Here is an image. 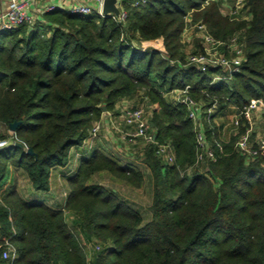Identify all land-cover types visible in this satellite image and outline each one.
<instances>
[{"label": "trees", "instance_id": "obj_1", "mask_svg": "<svg viewBox=\"0 0 264 264\" xmlns=\"http://www.w3.org/2000/svg\"><path fill=\"white\" fill-rule=\"evenodd\" d=\"M236 1L149 0L127 6L125 23L53 11L44 14L53 30L23 24L0 33V141H7L0 147V236L18 249L13 264H264V150L250 161L238 146L249 125L244 108L264 99V0L242 9ZM189 18L216 39L238 36L245 52L239 73L215 81L222 69L188 64L189 54L205 51L200 37L193 51L183 50ZM156 40L160 48H141ZM187 85L215 155L200 163L189 105L171 97ZM139 92L145 105H157L149 119L155 139L142 156L153 183L150 220L94 181L108 173L141 187L145 171L102 152L68 179L62 208L25 200L16 180L8 186L13 168L49 190L52 169L69 163L104 112ZM231 103L241 111L239 132L223 139L215 115L208 126L204 116ZM13 122H20L16 131ZM164 143L176 154L172 164L157 154Z\"/></svg>", "mask_w": 264, "mask_h": 264}, {"label": "built area", "instance_id": "obj_2", "mask_svg": "<svg viewBox=\"0 0 264 264\" xmlns=\"http://www.w3.org/2000/svg\"><path fill=\"white\" fill-rule=\"evenodd\" d=\"M57 1V2H56ZM10 0L7 9L0 10V33L17 28L23 24H27L30 28H39L45 30L52 26V23L45 19L44 14L53 11H63L71 15L99 17L111 16L119 23H125L129 17V6L134 8L140 6L149 0H118L120 13L107 14L104 11L106 0ZM248 1V0H240ZM246 4V3H245ZM226 5V4H225ZM245 6V5H244ZM195 30L199 33L201 42L204 45L205 51L197 54H189L187 62L191 66H195L202 71L209 68L222 69L224 74H215V81L230 80L233 74L239 73L242 69L244 61V45L239 42L238 36L235 35L228 40L216 39L207 29V26L202 23H192ZM53 30V26H52ZM191 85H187L185 89L178 90L180 100L189 105V117L197 127V140L199 151L197 155V163L203 162L205 158L214 159L213 150L208 144L204 127L200 123V113L202 106L196 103L189 95ZM260 109L264 115V99H253L243 110V115L246 119L252 122L253 112ZM124 121L128 127L123 132V139L130 142L142 139L145 143L154 141L155 136L149 131L151 124L149 114L145 107L127 108L122 114ZM235 125L239 127L240 118H237ZM103 124L97 121L90 131L89 138H96ZM251 131L244 133L238 142L241 151L244 152L247 159L254 160L260 150H264V132L252 140ZM7 145V141H0V147ZM157 154L167 159L171 164L176 161V154L169 143L158 144ZM99 248V246H98ZM0 258L8 261L11 264L19 258L17 247L12 241V237L0 236Z\"/></svg>", "mask_w": 264, "mask_h": 264}, {"label": "crops", "instance_id": "obj_3", "mask_svg": "<svg viewBox=\"0 0 264 264\" xmlns=\"http://www.w3.org/2000/svg\"><path fill=\"white\" fill-rule=\"evenodd\" d=\"M9 4L10 0H0V10L7 9ZM171 97L175 101H178V99H180L179 96L175 98L172 94ZM142 98V92H139L132 98L122 99L118 102L115 112H107L105 113V115H103L101 119L103 126L99 132V135L93 139H86L82 145L73 147L71 150L69 163L66 166H57L54 168V170L52 171L53 174L50 178L52 182L51 187L49 188V190L45 191L46 194H48L45 199H39L38 197H35V190L37 189L33 187L30 179L26 176L25 173L22 172V170L12 168L11 175L13 181L15 179V176L18 174V171H21L22 174L27 177L25 181H23L27 184V191L23 192L19 188V191L23 198L29 202H42L53 208H62L63 206L59 207L61 205V201L59 198L60 193H56L55 190L53 192V184L58 181V184L60 185L62 183V176L64 173L66 175L65 179L68 183V179L76 174L81 161L85 158L92 157L97 152H102L116 159L122 166L132 167L134 169H139L142 171L147 168L145 163L143 162L142 157L145 151V141L142 139H138L136 141L130 142L123 139V132L128 129L122 116L123 110L127 108L142 106L144 104ZM156 106L157 105L153 107L150 104L147 106L149 119L152 115L153 108H155ZM207 112L208 114L204 116L207 126L212 123L210 115H215L213 122H215L219 127L223 139H229L232 135H235L239 132V127H235L236 130H234V132L233 129L228 131V126L233 123L234 120L240 118L241 115V111L236 107L235 104L231 103L221 111H218V106L215 105L214 107L208 109ZM230 112H234L232 117L230 116ZM224 117H227L229 120L231 119V122L226 121ZM217 118L220 120L221 118H223V121H217ZM201 122L204 127V120H202ZM248 130L251 131L250 136L252 140H256V137L260 136V134L264 132V115L262 114V111L260 109L254 110L253 119L252 122H250L248 125ZM225 132H228V134H225ZM57 174L59 175V177H57ZM19 184L23 183L19 182Z\"/></svg>", "mask_w": 264, "mask_h": 264}, {"label": "rangeland", "instance_id": "obj_4", "mask_svg": "<svg viewBox=\"0 0 264 264\" xmlns=\"http://www.w3.org/2000/svg\"><path fill=\"white\" fill-rule=\"evenodd\" d=\"M240 2H241L240 0H237L236 3H233V5L237 6L238 9H242L244 7L246 1H242V2H244V4H242ZM228 6L229 5H225V7H224V9H225L224 13L225 14L231 13V10L229 9ZM240 11H242V10H240ZM198 35H199V33L197 32V30H195L194 25L188 24L186 26L185 32L183 34V37H184L183 43L185 44L183 47V50H185L189 53L191 51H193L194 45L197 44L198 40L200 39L199 38L200 35L199 36ZM147 46H149L151 48H156V47L160 48L161 42L158 40L146 41V42L142 43L141 48H145ZM172 95L175 98L178 96L180 97V95H177L173 91H172ZM143 106L145 107V109L147 111V105L143 104L142 107ZM107 112H110V111H105L103 115H105V113H107ZM230 114H231L230 116L232 117L234 112H230ZM224 118L226 121L231 122V119L229 120L227 117H224ZM218 120L223 121V118H221V120L217 118V121ZM235 127H237L235 125V122L231 123L228 126V131L233 129V132H234V130H236ZM225 134H228V132H225ZM54 168L52 169V171L54 170ZM143 171H145V181L141 187H134V186H132V185H130L124 181L115 180L108 173L96 175L94 177V181L101 183L103 186H105L108 189L116 190L122 199L126 200L130 205H132V207H134L136 210H138L143 215L145 221H148L151 219V216H152L151 204L153 201V183H152V177H151V173H150L149 169L145 168ZM52 174L53 173H51V176H52ZM58 174H57V177H59ZM69 175H70V173H69ZM26 178L27 177L24 176L21 171H18V174L15 176L14 181H11L12 177H9L8 182H7V183H9L8 186L10 184L15 183V180H16L18 188H20L21 191L26 192L27 191V184L25 182H23V181H25ZM65 178H66V175L64 173L62 176V183L59 185L58 181H57V182H55V184H53V187H52L53 192L55 190L56 193H60L59 198L61 201V205L59 207L64 206V202L66 201V199L70 193V188H69V185H68ZM53 179H54V177H53ZM19 182H22L23 184H19ZM51 183L52 182L50 180V187H51ZM30 186H31V184H30ZM35 191H36L35 197H38L39 199H42V198L45 199L48 195L43 190H35ZM74 218H75L74 215L67 213V221L69 224L72 225ZM89 248H90V250L93 249L92 246H90Z\"/></svg>", "mask_w": 264, "mask_h": 264}, {"label": "water", "instance_id": "obj_5", "mask_svg": "<svg viewBox=\"0 0 264 264\" xmlns=\"http://www.w3.org/2000/svg\"><path fill=\"white\" fill-rule=\"evenodd\" d=\"M105 13L110 14V13H116L119 14L120 13V9L118 7V0H106L105 3V8H104ZM31 29V28H30ZM104 109H106V107H104ZM20 122H13L10 124V129L12 131H16L18 126H19ZM19 145H21V143H18ZM29 153H32L33 151L31 149H28Z\"/></svg>", "mask_w": 264, "mask_h": 264}]
</instances>
